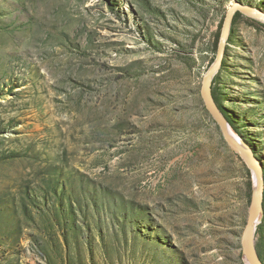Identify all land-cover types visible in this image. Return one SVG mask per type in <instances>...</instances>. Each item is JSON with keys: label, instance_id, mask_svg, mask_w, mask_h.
I'll return each mask as SVG.
<instances>
[{"label": "rangeland", "instance_id": "1", "mask_svg": "<svg viewBox=\"0 0 264 264\" xmlns=\"http://www.w3.org/2000/svg\"><path fill=\"white\" fill-rule=\"evenodd\" d=\"M234 2L209 89L264 178V0H0V264H250L202 92Z\"/></svg>", "mask_w": 264, "mask_h": 264}, {"label": "water", "instance_id": "2", "mask_svg": "<svg viewBox=\"0 0 264 264\" xmlns=\"http://www.w3.org/2000/svg\"><path fill=\"white\" fill-rule=\"evenodd\" d=\"M241 11L244 13L252 14V9H248L240 2H234L232 6L230 7L224 26L222 29L221 39H220V45H219V51H218V57L213 64V66L209 69L206 77L203 80V96L205 99L206 104L208 105L211 112L217 117L219 121V125L221 128V131L226 139V141L233 146V148L238 151L249 163V165L254 169L256 173L257 178V187H256V195L258 198L254 199V202L251 206L250 213L248 216L247 223L244 227L243 234H242V243L243 247L245 249L246 255L248 260L250 261V264H263L255 244V230L257 225L258 216L261 212V205H262V199H263V191H264V178L262 175V170L258 166H255L250 158L249 151L246 148H242L241 146L237 145L234 142V139L232 138L230 134V124L227 118L224 116L222 111L220 110L219 106L217 105L210 89L209 84L211 82L212 77L217 72V70L220 68L225 52V45L227 36L229 34L230 26L233 20L234 15L236 12ZM262 12V11H260ZM264 14V12H262Z\"/></svg>", "mask_w": 264, "mask_h": 264}, {"label": "bare ground", "instance_id": "3", "mask_svg": "<svg viewBox=\"0 0 264 264\" xmlns=\"http://www.w3.org/2000/svg\"><path fill=\"white\" fill-rule=\"evenodd\" d=\"M230 134H231L232 138L234 139V142L237 145L241 146L242 148H245L244 146H246V145L239 139L240 137L232 130V128H230ZM251 161H252V163L255 166H257V167L260 166L257 162L254 161V159H251ZM256 198H258L257 195H256ZM262 213L263 212L261 211L260 214H259V216H258L257 224L262 220V217H261Z\"/></svg>", "mask_w": 264, "mask_h": 264}]
</instances>
